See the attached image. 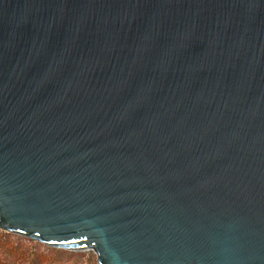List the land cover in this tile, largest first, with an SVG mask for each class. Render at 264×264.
Wrapping results in <instances>:
<instances>
[{
    "label": "water",
    "instance_id": "95a60500",
    "mask_svg": "<svg viewBox=\"0 0 264 264\" xmlns=\"http://www.w3.org/2000/svg\"><path fill=\"white\" fill-rule=\"evenodd\" d=\"M0 229L264 264V0H0Z\"/></svg>",
    "mask_w": 264,
    "mask_h": 264
},
{
    "label": "rangeland",
    "instance_id": "374dc122",
    "mask_svg": "<svg viewBox=\"0 0 264 264\" xmlns=\"http://www.w3.org/2000/svg\"><path fill=\"white\" fill-rule=\"evenodd\" d=\"M1 235H4L2 237ZM20 246V247H19ZM48 247L34 240L24 238L0 229V264H76L85 262V255L92 254L97 263V256L93 251L76 252ZM37 256L32 259L23 260L18 257L19 253Z\"/></svg>",
    "mask_w": 264,
    "mask_h": 264
},
{
    "label": "trees",
    "instance_id": "16d2710c",
    "mask_svg": "<svg viewBox=\"0 0 264 264\" xmlns=\"http://www.w3.org/2000/svg\"><path fill=\"white\" fill-rule=\"evenodd\" d=\"M1 236L4 237V235H1ZM57 251L59 252V250H57ZM35 255H36V253H34V255H31V254H24V252H21V253H19L18 257L20 259L22 258L23 260H26V261L29 260V259H32L34 261V259L37 258V256H35ZM85 262L87 264H96L95 258L92 256V254H86L85 255ZM76 264H82V263L78 262Z\"/></svg>",
    "mask_w": 264,
    "mask_h": 264
}]
</instances>
